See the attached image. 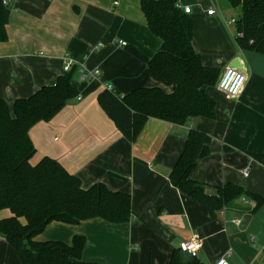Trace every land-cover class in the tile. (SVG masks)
<instances>
[{
  "label": "crops",
  "instance_id": "obj_1",
  "mask_svg": "<svg viewBox=\"0 0 264 264\" xmlns=\"http://www.w3.org/2000/svg\"><path fill=\"white\" fill-rule=\"evenodd\" d=\"M8 40L0 42V97L12 114L17 98L55 82L71 61L79 95L50 121L30 130L33 162L57 159L82 187L104 183L131 196V217L113 224L52 221L40 240L71 243L82 234L83 258L104 264H169L180 243L194 236L202 247L191 254L202 264L225 258L230 264H264V204L240 198L236 208L214 210L172 184L169 175L191 129L205 133L209 154L198 160L191 179L215 194L233 183L264 198V54L240 49L220 0H180L195 23L193 45L220 75L239 59L247 77L241 94L229 98L217 84L216 117L177 124L151 117L135 140L128 139L98 100L106 86L120 95L138 87H162L148 63L162 39L148 27L141 0H10ZM217 8L213 15L208 9ZM126 41V45L120 44ZM70 68V70H71ZM69 70V71H70ZM97 70L89 77L83 72ZM248 169V175L244 171ZM238 207V208H237ZM10 216L0 211V219ZM232 219H239L237 224ZM188 254V253H187ZM0 264H23L18 249L0 236Z\"/></svg>",
  "mask_w": 264,
  "mask_h": 264
},
{
  "label": "trees",
  "instance_id": "obj_2",
  "mask_svg": "<svg viewBox=\"0 0 264 264\" xmlns=\"http://www.w3.org/2000/svg\"><path fill=\"white\" fill-rule=\"evenodd\" d=\"M180 0H141L148 27L162 39L161 48L148 63L154 79L162 87H138L120 95L107 86L98 100L118 129L135 140L151 117L177 124L191 118L216 117V99L207 88L216 86L220 70L206 65L193 45V17L178 6ZM241 8L234 27L240 49L264 54V0H227ZM12 8L0 0V42L8 40ZM75 67L55 82L40 87L34 94L17 98L14 113L0 97V211L10 216L0 219V236L13 244L23 264H104L83 258L85 236L76 234L72 242L40 240L38 235L52 221L80 224L92 219L109 223H127L131 217V196L110 190L98 182L82 187L78 176L68 171L57 159L45 156L33 162L36 147L30 130L37 123L50 121L79 91L73 83ZM209 154L205 133L191 129L184 149L169 178L173 185L204 205L214 209L236 208L240 198H250L256 208L264 198L228 183L215 194L191 179L198 160ZM264 161V154L253 153ZM238 208V207H237ZM169 264H202L198 258L175 249Z\"/></svg>",
  "mask_w": 264,
  "mask_h": 264
},
{
  "label": "built area",
  "instance_id": "obj_3",
  "mask_svg": "<svg viewBox=\"0 0 264 264\" xmlns=\"http://www.w3.org/2000/svg\"><path fill=\"white\" fill-rule=\"evenodd\" d=\"M10 0H4L5 3H9ZM179 7L184 8L187 13L191 12V8L189 6H181V4H178ZM208 14L213 15L217 12V8L211 7L208 9ZM236 18H230L227 19L226 23L228 26L234 25L236 23ZM120 44L126 45L127 42L120 40ZM72 65V62L69 61L64 67V71L67 72L70 70ZM98 71H89V72H83L84 77H89L91 75L96 74ZM246 73L243 70H240L236 67L230 66L227 67L226 70L220 75L217 86L220 91L225 93L229 98H237L241 91L243 90L246 82ZM108 88H112V86H107ZM244 175H248V169L244 171ZM233 222L239 224V219H232ZM203 245L202 239L198 236H194L193 238L189 240H184L180 243V248L182 251L188 253V254H195ZM214 264H230L225 258H222L215 262Z\"/></svg>",
  "mask_w": 264,
  "mask_h": 264
},
{
  "label": "rangeland",
  "instance_id": "obj_4",
  "mask_svg": "<svg viewBox=\"0 0 264 264\" xmlns=\"http://www.w3.org/2000/svg\"><path fill=\"white\" fill-rule=\"evenodd\" d=\"M220 6L223 9V14L227 17V19H230V18L239 19V17L241 16V8L240 7H232L231 5H229L227 0H220ZM227 27L229 30L230 29L233 30L235 27V24L227 26Z\"/></svg>",
  "mask_w": 264,
  "mask_h": 264
},
{
  "label": "water",
  "instance_id": "obj_5",
  "mask_svg": "<svg viewBox=\"0 0 264 264\" xmlns=\"http://www.w3.org/2000/svg\"><path fill=\"white\" fill-rule=\"evenodd\" d=\"M231 66L236 67L240 70H243V67H242L240 60L238 58L234 60V62L231 64Z\"/></svg>",
  "mask_w": 264,
  "mask_h": 264
}]
</instances>
